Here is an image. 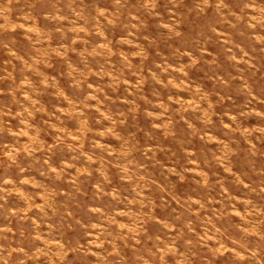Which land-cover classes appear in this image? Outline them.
Returning <instances> with one entry per match:
<instances>
[{"label":"rangeland","instance_id":"374dc122","mask_svg":"<svg viewBox=\"0 0 264 264\" xmlns=\"http://www.w3.org/2000/svg\"><path fill=\"white\" fill-rule=\"evenodd\" d=\"M0 264H264V0H0Z\"/></svg>","mask_w":264,"mask_h":264}]
</instances>
